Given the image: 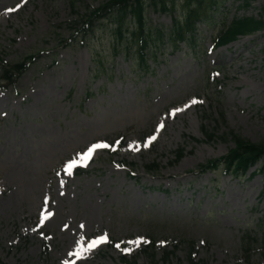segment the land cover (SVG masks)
I'll return each mask as SVG.
<instances>
[{
    "label": "rangeland",
    "instance_id": "obj_1",
    "mask_svg": "<svg viewBox=\"0 0 264 264\" xmlns=\"http://www.w3.org/2000/svg\"><path fill=\"white\" fill-rule=\"evenodd\" d=\"M77 1L74 9L70 0H0V74L41 55L16 86L0 87V264H151L148 243L128 244L151 236L158 264H264V176L254 174L261 163L241 179L199 173L233 149L221 135L264 143V31L211 47L233 18H260L264 0H219L214 21L183 49L158 34L182 17L183 3L165 0L163 12L147 0L150 69L128 29L115 37L113 17L72 42L70 23L110 0ZM102 142L117 150L64 173ZM154 162L159 169L148 171ZM105 234L110 242L83 259L69 255L81 237L86 246ZM248 235L256 239L249 251Z\"/></svg>",
    "mask_w": 264,
    "mask_h": 264
},
{
    "label": "trees",
    "instance_id": "obj_2",
    "mask_svg": "<svg viewBox=\"0 0 264 264\" xmlns=\"http://www.w3.org/2000/svg\"><path fill=\"white\" fill-rule=\"evenodd\" d=\"M146 0H110L103 3L100 7L91 9L83 15H79V20H74L70 24L71 35L73 41H78L80 38L88 37L95 30L98 22L107 20L109 17H113L116 27V38L123 37V30L126 23L133 19L137 25L136 30L133 31V37L131 34V40L136 43L139 39V45L135 50H139L141 58L144 59L147 51L148 40L145 37V13L147 12ZM183 4V18L174 19L173 27L171 29L170 40L175 38L174 44L179 46L180 42L188 41L190 38H194V34L197 31L198 22H212L216 13L213 8L219 5V0H180ZM249 5L251 0H246ZM78 1L70 0V5L76 9ZM247 5V6H248ZM151 7L155 10L166 11L168 9L165 0H151ZM77 14H79L77 12ZM131 17V19H130ZM74 25V26H73ZM74 28V29H73ZM139 29V31H137ZM264 29V8L263 14L260 18L255 16H244L234 18L228 26H224L221 30L217 40H215V47L220 45L229 44V42L238 40L241 35H251ZM133 30V29H132ZM131 30V31H132ZM130 31V33H131ZM137 31V32H136ZM161 32V36H162ZM147 41V42H146ZM135 46V45H134ZM128 53L131 54L132 50L128 49ZM41 57L40 54H32L27 56L23 61L18 63L6 64L3 67L1 73L0 82L4 83L5 87L14 86L19 79L30 70L36 63L37 59ZM206 137L210 140L215 136L214 132L204 130ZM232 137L235 142V146L229 152L228 155L222 156V158L211 159L207 164L200 166V171L208 173L211 171L222 170L226 174H230L233 177H246L249 169L256 166L261 161L262 166L260 172L264 174V143H252L251 141L243 138L235 133H226L224 137ZM183 157V151H180L177 155L178 159ZM159 164L154 163L153 166H149V170L157 169ZM154 241V240H153ZM256 243V239L248 235L244 241L245 250L249 251ZM253 245V246H252ZM154 242L151 245V251L153 250ZM264 258V251H263ZM151 264H158L156 261V254L150 255Z\"/></svg>",
    "mask_w": 264,
    "mask_h": 264
},
{
    "label": "snow or ice",
    "instance_id": "obj_3",
    "mask_svg": "<svg viewBox=\"0 0 264 264\" xmlns=\"http://www.w3.org/2000/svg\"><path fill=\"white\" fill-rule=\"evenodd\" d=\"M7 11L9 13H11V12L15 11V9H8ZM196 103H198L197 100L192 101V104H196ZM181 110L182 109H177L175 112L170 113V115L174 117L176 115V112L181 111ZM164 126L165 125L163 123H161L156 131H160L161 129L164 128ZM156 139H157V137L155 135L150 136L148 138V140L144 143L143 146L148 147ZM129 148L132 151H139L140 145H130ZM100 150L116 151L117 149H116L115 145H109L108 143L102 142V143L92 144L83 153L78 154V157L73 158L71 161L66 163V165L64 166V173L68 176H71L75 169H77L79 167H87L89 162L92 160L93 156ZM62 186H63V181H61V187ZM44 207H45V210H47V208H48L47 198L44 201ZM49 216H50V213H47V211L42 212L41 216H40L39 223L41 225H43L44 222L47 219H49ZM81 227L83 228V225H81ZM83 240H84V238L81 237V239L79 241H77L78 247H77L76 251L69 254L71 256H74L76 258V260L83 259L85 253H91L95 249H97L98 247L105 245V244H108L110 242L107 234L99 236L96 239L89 241L86 246L84 245ZM144 243H148V242L143 240V239H136L134 241H128L129 245H134L137 248L140 247ZM115 247L117 249H121L120 244H116ZM122 251L125 254H129L131 252V248H123ZM65 264H68V262L66 261ZM72 264H75V261H73Z\"/></svg>",
    "mask_w": 264,
    "mask_h": 264
}]
</instances>
